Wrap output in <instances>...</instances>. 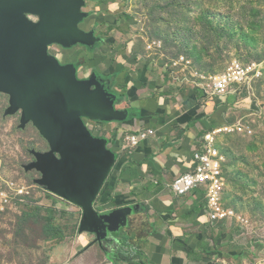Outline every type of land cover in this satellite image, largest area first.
Instances as JSON below:
<instances>
[{
    "label": "rangeland",
    "instance_id": "obj_1",
    "mask_svg": "<svg viewBox=\"0 0 264 264\" xmlns=\"http://www.w3.org/2000/svg\"><path fill=\"white\" fill-rule=\"evenodd\" d=\"M115 2L120 6L107 20L131 19L132 26L125 27L134 35L133 52L158 60L200 96H204L200 84L223 74L234 60L264 62V0ZM100 5L90 1L84 11ZM104 8L102 13L109 11ZM23 14L26 23L41 22L36 12ZM85 24L89 29L91 23ZM107 27L103 23L98 29ZM62 46L50 44L49 56L64 64L85 62L81 47ZM226 98L231 104L220 112L224 119L220 126L240 124L252 133L218 137L225 157L224 203L235 217L207 225L214 235H224V251L239 253L231 264H264V65L259 78ZM51 153L37 127L25 118V109L14 107L12 91L0 86V264H110L94 246L95 236L81 231L80 211L45 185L40 163ZM48 211L54 212V227L65 237L62 243L44 232Z\"/></svg>",
    "mask_w": 264,
    "mask_h": 264
},
{
    "label": "crops",
    "instance_id": "obj_2",
    "mask_svg": "<svg viewBox=\"0 0 264 264\" xmlns=\"http://www.w3.org/2000/svg\"><path fill=\"white\" fill-rule=\"evenodd\" d=\"M90 1L101 5L85 12ZM115 1L83 0L77 26L90 35L89 41L62 47H81L85 62L64 64L56 58L60 66L74 68L77 82H91V90L102 88L110 102L107 115L81 117L112 162L92 206L99 218L111 222L99 223L98 234L85 233L95 236L94 246L110 264H125L122 256L131 258L132 252L139 254L133 256L135 263L231 264L235 254L222 248L224 235H214L207 225L203 190L181 197L169 188L195 167L194 152L204 136L224 122L220 112L231 102L225 99L216 109L213 98L200 96L158 60L134 53V35L126 28L132 26L131 19L107 20L120 6ZM105 6L109 11L102 13ZM86 21L91 23L89 29ZM103 23L107 30L98 29ZM146 130L155 135L130 147L127 137ZM70 205L80 211L81 227L86 221L83 209Z\"/></svg>",
    "mask_w": 264,
    "mask_h": 264
},
{
    "label": "water",
    "instance_id": "obj_3",
    "mask_svg": "<svg viewBox=\"0 0 264 264\" xmlns=\"http://www.w3.org/2000/svg\"><path fill=\"white\" fill-rule=\"evenodd\" d=\"M82 5L83 0H0V86L12 91L14 107L25 109L49 144L52 153L40 163L48 190L83 209L82 232L98 234L99 223L111 221L92 206L112 162L81 117L107 115L110 102L102 88L77 82L73 67L60 66L48 54L50 44L89 41L77 26ZM28 10L41 15L39 24L25 22Z\"/></svg>",
    "mask_w": 264,
    "mask_h": 264
},
{
    "label": "built area",
    "instance_id": "obj_4",
    "mask_svg": "<svg viewBox=\"0 0 264 264\" xmlns=\"http://www.w3.org/2000/svg\"><path fill=\"white\" fill-rule=\"evenodd\" d=\"M263 65L264 62L246 64L234 60L223 74L200 84V88L207 98L228 97L250 81L259 78L262 75ZM243 131L248 135L252 133L250 129L240 124L219 127L208 132L204 136L200 149L194 152L195 167L181 174L169 186L173 194L181 197L203 190L204 212L211 224L226 222L235 217L233 210L228 209L224 203L225 157L218 146V137L222 133ZM154 135V130H146L139 135L127 137V142L130 147H136L141 140H147Z\"/></svg>",
    "mask_w": 264,
    "mask_h": 264
},
{
    "label": "trees",
    "instance_id": "obj_5",
    "mask_svg": "<svg viewBox=\"0 0 264 264\" xmlns=\"http://www.w3.org/2000/svg\"><path fill=\"white\" fill-rule=\"evenodd\" d=\"M219 102H215V106H216V109L220 106V105H223V101L225 99H228V98H217ZM225 102V101H224ZM226 104V103H225ZM54 212L52 211H48V224H47V227L45 228L44 232L46 234L47 237L51 238L52 240H55L57 243H62L65 241V237L64 235L62 234L61 230L58 228V227H54V222H55V218H53V215ZM131 250V249H130ZM132 252V251H131ZM231 252V251H230ZM233 255H237V253H232ZM130 257H126V255L122 256V259L120 260L121 262L125 263V264H144V263H135L132 259H133V256H136L138 257L139 254L138 253H130ZM119 263V261L117 262Z\"/></svg>",
    "mask_w": 264,
    "mask_h": 264
}]
</instances>
